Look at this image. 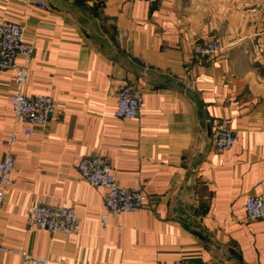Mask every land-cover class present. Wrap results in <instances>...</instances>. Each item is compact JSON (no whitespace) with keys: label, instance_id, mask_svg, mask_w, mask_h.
<instances>
[{"label":"crops","instance_id":"1","mask_svg":"<svg viewBox=\"0 0 264 264\" xmlns=\"http://www.w3.org/2000/svg\"><path fill=\"white\" fill-rule=\"evenodd\" d=\"M260 2L0 0V21L24 24L34 47L23 88L14 70L0 72V160L16 158L0 208L2 243L49 264H264V219L246 214L247 198L264 195ZM211 39L222 50L200 58L198 46ZM126 83L143 93L139 116L127 122L115 116ZM18 90L56 104L30 137L10 103ZM219 126L237 136L220 153L212 147ZM87 156L108 158L146 207L105 225L106 190L78 169ZM36 203L73 208L76 231L28 227ZM0 264L33 263L0 252Z\"/></svg>","mask_w":264,"mask_h":264},{"label":"built area","instance_id":"2","mask_svg":"<svg viewBox=\"0 0 264 264\" xmlns=\"http://www.w3.org/2000/svg\"><path fill=\"white\" fill-rule=\"evenodd\" d=\"M135 2L155 3L159 0H132ZM260 11L264 15V0L260 2ZM222 50L219 39H211L200 44L196 50L202 59L216 56ZM34 53V47L27 42L25 26L12 20L0 21V72L6 70L15 71V82L19 88H23L30 78V61ZM23 55L25 63L19 64V58ZM143 93L139 85L126 83L119 89L117 99L116 118L122 121H130L140 114ZM10 103L17 122L28 123L29 127L22 132L24 137L33 134V126L43 125L55 111L56 104L47 95H30L18 90L10 97ZM20 135L14 132L8 144H13ZM237 140V136L231 129L219 126L212 139V147L215 152H223L231 149ZM78 169L84 180L91 185L102 187L105 194V213L102 220L107 225L109 216L126 212H137L146 207L147 197L140 188L123 186L116 175L114 167L106 157H84L78 165ZM16 170V158L12 152H8L0 160V208L4 205L7 186L12 182V175ZM246 214L250 221L264 219V195L249 196L246 200ZM27 224L34 230H46L51 233L76 231L79 218L73 208L52 205L48 203H36L27 208ZM0 252H19L26 262L33 264H49L47 258L36 257L27 252L16 250L2 243L0 240ZM75 264H88L77 261ZM175 264H193L187 259H178Z\"/></svg>","mask_w":264,"mask_h":264},{"label":"water","instance_id":"3","mask_svg":"<svg viewBox=\"0 0 264 264\" xmlns=\"http://www.w3.org/2000/svg\"><path fill=\"white\" fill-rule=\"evenodd\" d=\"M208 129L211 130L209 125H208ZM199 235H200V234H199ZM200 236H201V235H200ZM202 238H205V237L203 236ZM205 239H206V238H205Z\"/></svg>","mask_w":264,"mask_h":264}]
</instances>
